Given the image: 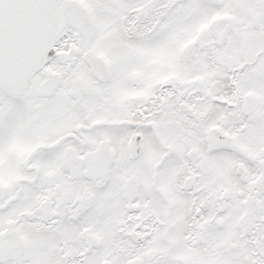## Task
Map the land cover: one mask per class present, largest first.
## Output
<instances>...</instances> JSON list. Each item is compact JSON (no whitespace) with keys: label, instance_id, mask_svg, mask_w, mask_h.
<instances>
[{"label":"snow or ice","instance_id":"obj_1","mask_svg":"<svg viewBox=\"0 0 264 264\" xmlns=\"http://www.w3.org/2000/svg\"><path fill=\"white\" fill-rule=\"evenodd\" d=\"M0 264H264V0H0Z\"/></svg>","mask_w":264,"mask_h":264}]
</instances>
